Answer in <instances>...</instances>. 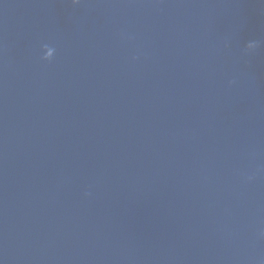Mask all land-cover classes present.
Masks as SVG:
<instances>
[{
  "label": "water",
  "instance_id": "95a60500",
  "mask_svg": "<svg viewBox=\"0 0 264 264\" xmlns=\"http://www.w3.org/2000/svg\"><path fill=\"white\" fill-rule=\"evenodd\" d=\"M0 264H264V0H0Z\"/></svg>",
  "mask_w": 264,
  "mask_h": 264
},
{
  "label": "clouds",
  "instance_id": "9594fccd",
  "mask_svg": "<svg viewBox=\"0 0 264 264\" xmlns=\"http://www.w3.org/2000/svg\"><path fill=\"white\" fill-rule=\"evenodd\" d=\"M49 59H50V58H47V57L45 58V60H49Z\"/></svg>",
  "mask_w": 264,
  "mask_h": 264
}]
</instances>
